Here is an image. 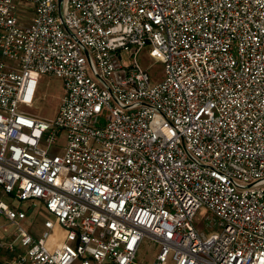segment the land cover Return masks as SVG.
I'll use <instances>...</instances> for the list:
<instances>
[{
  "label": "built area",
  "instance_id": "2783aa9c",
  "mask_svg": "<svg viewBox=\"0 0 264 264\" xmlns=\"http://www.w3.org/2000/svg\"><path fill=\"white\" fill-rule=\"evenodd\" d=\"M42 75L53 121L20 109ZM0 186L54 217L37 238L0 199L7 264H142L146 238L152 264H264V0H0Z\"/></svg>",
  "mask_w": 264,
  "mask_h": 264
},
{
  "label": "rangeland",
  "instance_id": "374dc122",
  "mask_svg": "<svg viewBox=\"0 0 264 264\" xmlns=\"http://www.w3.org/2000/svg\"><path fill=\"white\" fill-rule=\"evenodd\" d=\"M151 45L145 46L141 52L137 55V61L139 65L149 71L152 84L161 82L165 78V65L157 61L150 54ZM124 61L127 65H131L133 58L128 53H124ZM64 94V82L61 78L51 75H42L39 77L37 85L36 100L32 106L22 105L20 109L33 116L53 121L55 120L61 98ZM67 145V133L62 131L58 136L57 141L52 144L42 143L41 147L46 149L50 156L60 155L63 156ZM0 199L14 206L17 209H21L27 212V219L21 221V225L24 229L29 231L35 237L39 238L43 235L46 228L44 227L45 221L48 219H54V217L48 212L46 207L40 202L36 205L33 201L22 202L15 197L3 192L0 186ZM210 212L206 207H202L194 218V225L201 231L209 232L216 228H210L207 226V217ZM16 232V226L12 224L3 215L0 216V234L6 239L10 238ZM70 244L75 245L73 239L70 240ZM158 253V245L151 239L146 238L139 250L137 260L142 264H152L156 260ZM4 256V255H3ZM3 256H0V264H7L3 262ZM78 264V261L75 263ZM167 264H175L172 254L168 257Z\"/></svg>",
  "mask_w": 264,
  "mask_h": 264
}]
</instances>
